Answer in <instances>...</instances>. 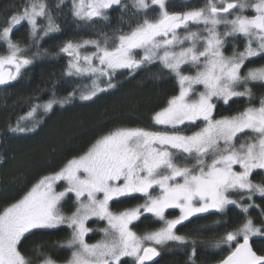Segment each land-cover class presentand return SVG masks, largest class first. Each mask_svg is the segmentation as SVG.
I'll list each match as a JSON object with an SVG mask.
<instances>
[{
	"label": "snow or ice",
	"instance_id": "1",
	"mask_svg": "<svg viewBox=\"0 0 264 264\" xmlns=\"http://www.w3.org/2000/svg\"><path fill=\"white\" fill-rule=\"evenodd\" d=\"M63 3L60 0L57 7ZM114 6L134 9L133 15L143 13V19L128 32L105 34L103 41H68L61 48L71 57L69 75L93 77L80 98L91 100L98 92L115 87L112 77L120 70L131 73L153 62L175 76L178 94L154 114L155 130H110L83 155L40 179L21 199L0 211V264H34L20 251L25 234L65 224L72 229L68 246L75 248L67 264H122L123 258L131 264H150L160 255L157 246L187 244L186 237L175 229L190 217L210 209L222 212L230 204L247 214L258 205H242L241 201H252L257 194L264 197V183L251 179L256 170H264V99L258 107H246L236 115L213 116L214 99L228 104L233 97L251 98L249 82L264 84V66L249 68L241 75L246 61L264 55V0H205L203 6L183 12H170L167 0H131L130 4L123 0H71V13L84 22L107 20ZM150 8L154 13L151 18ZM41 19L46 24L39 23ZM22 23L29 26L34 39L41 38V32L48 35L60 30L45 0H26L0 31V41L7 46V54L0 55V85L15 81L21 69L32 63L11 39L13 30ZM193 26L197 30L193 31ZM229 38L242 39L243 50L234 47L232 55L225 56L223 48ZM89 46L94 51L81 52ZM139 53L142 55L137 58ZM184 66L195 69L194 74H185ZM105 77L106 88L100 86ZM65 101L53 98L33 108L28 116L37 108L47 112ZM190 127L198 130L185 134L184 129ZM11 130L33 128L18 122ZM178 158L184 163H177ZM189 160H194L191 166ZM60 181L66 187L56 191ZM69 193L75 195L76 209L65 216L60 206ZM229 193L240 194L239 200L230 198ZM136 194L144 197L143 204L119 213L111 211V201ZM166 209H179L180 215L166 219ZM144 213L162 221L163 227L138 235L130 225ZM92 217L106 220L108 227L103 229L104 239L88 244L84 237L90 229L85 222ZM258 234L261 228L251 218L228 232L219 243L228 245L230 251L219 264H264V254H258L250 243ZM39 264L56 261L43 257Z\"/></svg>",
	"mask_w": 264,
	"mask_h": 264
},
{
	"label": "trees",
	"instance_id": "2",
	"mask_svg": "<svg viewBox=\"0 0 264 264\" xmlns=\"http://www.w3.org/2000/svg\"><path fill=\"white\" fill-rule=\"evenodd\" d=\"M26 0H0V31L5 21L19 9ZM59 31L48 35L40 33L39 39L29 35L26 23L16 26L11 33L14 43L24 49V55L32 63L22 68L15 81L0 85V211L21 199L40 179L58 172L70 159L83 155L101 136L115 128H145L155 129L153 116L166 105L167 100L178 94L179 85L173 74L163 69L159 62L145 64L134 72L120 70L112 77L115 87L98 92L91 100H82L79 93L84 91L87 79L75 74H68V64L71 57L61 51L68 42L83 40H101L104 35H119L121 31L128 32L131 27L143 19V13L133 15L134 9H123L114 6L107 15L108 19H97L84 22L71 13V0H45ZM130 4L131 0H123ZM205 0H168L170 12H183L190 7H201ZM158 11V8H157ZM251 14V12L247 13ZM148 16H154L152 9ZM41 24L46 21L41 19ZM196 28V26L192 27ZM223 31V29H222ZM221 31V32H222ZM242 51L244 41L229 38L223 48L227 56L234 50ZM7 54V46L0 41V55ZM264 66V55L250 58L241 69L244 75L249 68ZM184 72L194 73L195 70L184 66ZM201 87V86H200ZM197 86L198 89H200ZM251 98L233 97L225 104L223 100L215 99L214 117L236 115L249 106H258L264 98V84L249 82ZM243 91V87L238 88ZM55 98L57 101L50 111L37 108L36 113L28 114L38 105H43ZM33 128L32 131L14 132L17 126ZM199 123V122H198ZM198 128L185 129L192 133ZM177 163H184L182 159ZM194 163L189 160L188 164ZM254 183H264V170H256L251 177ZM63 185V183H61ZM158 193V191H156ZM154 193V194H156ZM239 200L240 194L229 193ZM144 203V197L136 194L134 198H121L119 202L111 201L110 208L120 212ZM254 203L258 207L249 209L247 214L236 205H227L222 212L209 210L208 213H198L190 217L175 231L186 237L187 244L169 242L159 246L160 255L150 264H219L229 254V246L219 243L228 232L251 218L253 224L261 228L260 235L251 238L254 250L264 254V197L253 196L252 201L243 200L242 205ZM61 211L71 214L76 209V199L69 193L61 202ZM180 215L179 209H166L167 219ZM91 230L88 241L93 242L106 228L104 220L92 219L88 222ZM163 227L150 213L143 214L139 220L132 223L133 230L143 235ZM72 229L61 225L54 229L33 230L26 233L19 245L20 251L34 264H39V258L50 257L56 262L64 263L70 260L73 249L68 246ZM241 241V239H238ZM194 242V243H193ZM234 247V245H233ZM195 248V255H192ZM128 258H123L122 264Z\"/></svg>",
	"mask_w": 264,
	"mask_h": 264
},
{
	"label": "rangeland",
	"instance_id": "3",
	"mask_svg": "<svg viewBox=\"0 0 264 264\" xmlns=\"http://www.w3.org/2000/svg\"><path fill=\"white\" fill-rule=\"evenodd\" d=\"M168 1V0H167ZM194 27V26H193ZM200 27H203L202 25L200 26ZM222 29H223V26H221L220 27V31H222ZM192 30L193 31H195V30H197L196 28H192ZM223 32V31H222ZM181 33H182V30H181ZM91 51H94V49L91 47V46H89L88 48H86V49H81V52L82 53H84V52H91ZM223 52H224V50H223ZM139 55H142V53H139L138 54V56H137V58H139ZM224 55L225 56H227L225 53H224ZM195 70V69H194ZM21 72H22V69H21ZM21 74V73H20ZM185 74H194V73H189V72H187V73H185ZM20 76V75H19ZM18 76V77H19ZM77 76H79V77H85L86 79H87V84H86V87L84 88V91L88 88V87H90L91 86V84H92V79H93V77H90V76H80V75H77ZM103 81H105V82H103V83H101V87H105L106 88V81H107V78L105 77V78H101ZM200 87V86H199ZM198 89V88H197ZM198 90H203V88H202V86L200 87V89H198ZM82 92V91H81ZM81 92L78 94L79 95V97H81ZM264 99V98H263ZM213 103H215V99L213 100ZM259 106V105H258ZM258 106H255V107H258ZM213 115H214V112H213ZM215 118V117H214ZM216 119H219V118H216ZM201 126H202V124H201ZM156 129V128H155ZM155 129H149V130H155ZM187 129V128H186ZM185 130V129H184ZM195 131H197V130H195ZM185 134H191V133H186L185 132ZM237 167V170H239V168H238V166H236ZM61 183H63V185L61 184ZM66 187V184H65V182H63V181H60V182H57V184H56V191H63L64 190V188ZM156 191H159V189H156ZM230 196V195H229ZM230 198H232V199H234L233 197H231L230 196ZM109 207H110V205H109ZM111 209V208H110ZM210 210H213V209H210ZM111 211L112 212H114L112 209H111ZM124 211V210H123ZM180 211V210H179ZM73 213V212H72ZM71 213V214H72ZM114 213H116V212H114ZM117 213H119V212H117ZM64 214V213H63ZM71 214H64L65 216H70ZM145 214V213H144ZM177 218V217H176ZM92 219H96V220H101V219H99V218H97V217H92V218H90L89 220H87L86 222H85V227L86 228H88V229H90V231L88 232V233H86V235H85V237H84V239H85V242L86 243H88V244H94V243H97V242H99V241H101L102 239H104V232H103V230H101L102 231V234L99 236V237H97V239H95L93 242H91V241H88V239H87V235L91 232V230H94V229H96V228H94V227H90L89 225H88V222L90 221V220H92ZM167 219V218H166ZM172 219H175V218H172ZM105 222H106V225H107V221L106 220H104ZM66 225V224H65ZM61 226V225H60ZM108 227V225L106 226V228ZM130 227L132 228V225H130ZM257 227V226H256ZM260 228V227H259ZM105 229V228H104ZM132 230H133V228H132ZM134 231V230H133ZM153 231H156V230H153ZM153 231H151V232H153ZM135 232V231H134ZM149 233V232H148ZM263 232L261 231V234H262ZM138 234V233H137ZM146 234V233H145ZM138 235H140V234H138ZM144 235V234H143ZM143 235H141V236H143ZM258 235H260V234H258ZM238 239H241L242 240V237H240V238H238ZM158 247L159 246H157V249H158ZM72 249H73V251H75V248L74 247H72ZM71 259V258H70ZM56 264H67V262H64V263H59V262H56Z\"/></svg>",
	"mask_w": 264,
	"mask_h": 264
},
{
	"label": "water",
	"instance_id": "4",
	"mask_svg": "<svg viewBox=\"0 0 264 264\" xmlns=\"http://www.w3.org/2000/svg\"><path fill=\"white\" fill-rule=\"evenodd\" d=\"M240 242H242V240L240 241ZM250 243H251V245H252V241H251V239H250ZM252 247H253V245H252ZM254 249V248H253ZM158 257H155L154 258V261L157 259Z\"/></svg>",
	"mask_w": 264,
	"mask_h": 264
}]
</instances>
